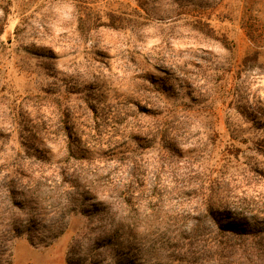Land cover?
<instances>
[{
	"label": "rangeland",
	"instance_id": "obj_1",
	"mask_svg": "<svg viewBox=\"0 0 264 264\" xmlns=\"http://www.w3.org/2000/svg\"><path fill=\"white\" fill-rule=\"evenodd\" d=\"M15 118L42 121L24 133ZM55 118H70L76 140L68 145ZM122 158L140 163L139 198L160 216L189 213V190L211 176L228 194L216 206L235 201L264 222V0H0V169L62 168L80 186L42 194L47 220L69 203L66 230L50 245L17 238L12 264H69L85 225L72 210L90 207L89 185L96 202L115 198ZM154 230L137 236L151 243ZM102 250L98 264L117 258Z\"/></svg>",
	"mask_w": 264,
	"mask_h": 264
},
{
	"label": "trees",
	"instance_id": "obj_2",
	"mask_svg": "<svg viewBox=\"0 0 264 264\" xmlns=\"http://www.w3.org/2000/svg\"><path fill=\"white\" fill-rule=\"evenodd\" d=\"M59 112L60 117L68 115L67 108L62 110V106ZM55 119H59L58 129L63 130L69 145V140L78 137V130L74 131L75 126H69L70 118ZM41 121L42 118H35L32 123L21 125L15 118L14 129L17 124L24 133H33L39 129ZM165 125L163 127L168 130L173 127L171 122ZM157 129L156 136L165 135V130L159 126ZM120 164L124 181L113 200L96 202L99 189L89 185L82 195L83 201H89L90 207L80 212L73 208L74 214L85 216V225L70 244L67 254L69 264H98L94 255L109 248L115 249L117 258L108 264H264V222L259 223L255 216L243 218V209L235 201L223 210L216 206L218 202L224 203L228 194L224 193L223 185L217 184L211 176L192 186L185 201L193 202L194 206L190 207L189 213L173 221L158 214L157 204L140 200L142 190L135 186L139 174H143V170L139 169L140 163L122 158ZM75 177L73 174L69 176L62 168L50 173L32 166L12 165L0 169V264H12L11 248L21 236L25 235L33 242L39 239L43 244L50 245L64 233L69 218V203L61 209L53 208L51 215L48 213L52 217L47 220L40 200L42 194L66 197L69 189L78 190L80 186ZM59 181L62 186L43 188L48 182L57 184ZM135 189L137 197L134 196ZM48 222L50 225H47ZM176 223L180 226L170 229ZM151 228L155 229L151 243L138 238L139 231L145 233ZM90 238L98 243L94 244L95 253L75 258L74 254L81 250L84 240ZM140 248L152 250V256L142 255Z\"/></svg>",
	"mask_w": 264,
	"mask_h": 264
}]
</instances>
